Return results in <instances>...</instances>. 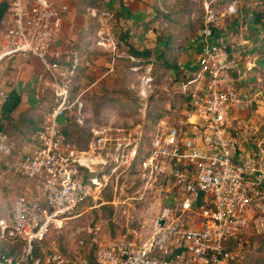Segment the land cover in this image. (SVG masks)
Wrapping results in <instances>:
<instances>
[{
    "label": "built area",
    "instance_id": "built-area-1",
    "mask_svg": "<svg viewBox=\"0 0 264 264\" xmlns=\"http://www.w3.org/2000/svg\"><path fill=\"white\" fill-rule=\"evenodd\" d=\"M5 1L8 8L0 27L7 44L0 61L10 55L38 58L43 65L40 91L51 96L53 107L28 151L19 153L7 134L0 136V172L6 168L33 183V193L15 199L9 213L0 218L1 239L22 244L19 252L0 256V264H88L59 250L37 256L35 248L50 232L62 229L112 177L118 179L136 163L146 186L161 176L172 180L177 191L168 195L148 240L138 243L124 237L102 243L95 264L244 261L252 245L250 236L264 240V137L250 155H243L232 132L235 121L256 103L246 84L254 64L245 66L216 37L218 29L226 30V18L238 13L237 2L220 10L205 7L198 34V70L179 87L189 94L190 108L178 125L158 122L150 149L143 152V120L130 126L91 123L87 100L93 85L73 92L80 56L73 52L64 63L57 51L67 6L52 0ZM87 12L97 25L93 45L119 57V13L95 6L87 7ZM151 80L149 76L142 83L143 96ZM1 96L4 101L6 95ZM61 117L72 118L88 132L84 144L65 132ZM190 213L200 218V226L188 223Z\"/></svg>",
    "mask_w": 264,
    "mask_h": 264
},
{
    "label": "rangeland",
    "instance_id": "rangeland-1",
    "mask_svg": "<svg viewBox=\"0 0 264 264\" xmlns=\"http://www.w3.org/2000/svg\"><path fill=\"white\" fill-rule=\"evenodd\" d=\"M131 1L139 3V9L134 12L137 13L138 18L132 15L133 12H127V6L125 8L110 7L107 2L103 1L95 5V7L116 10L121 16L120 27L116 31L120 56L111 57L113 70L109 71V67L103 66V74H99L100 76L92 74L89 77L88 75L89 79L84 87L97 81L98 91L100 87L105 86L107 88L105 96L112 97L113 101L118 104L133 103L132 109H117L115 105L110 107L109 104L100 105L99 99L94 98L97 97L95 96L97 91L93 90L89 93L87 100L91 123L130 126L139 121H145L149 117L151 121L161 118L160 120L164 119L170 125H177L183 117L184 104L187 103L186 98L180 95L182 93L179 84L187 78L186 76L191 75L190 65H197L198 34L203 23L205 7L208 4L220 10L236 1L239 8L238 13L226 18L224 22L226 30L218 29L216 37L225 44L229 43L231 49L234 50V56L245 66L248 63L254 64L246 84L251 94L256 96L255 110L257 109V113L254 114L257 119L256 123L264 124V17L255 21L254 15L246 12L247 4H256L259 0L229 2H221V0H122L124 4ZM134 18L150 20L147 25L149 28L144 30L145 33L138 36L134 44L132 42L133 45L148 50L149 56L136 57L126 51L128 49L125 43L121 42V25L125 23V26H130ZM157 50L166 53L163 57H167L170 64L178 63L189 71H180L175 77L172 74L174 70L165 68L164 62L158 61ZM171 52L177 57L176 60L170 55ZM149 76L152 78L149 84L151 87L143 96L141 94L142 83ZM75 88L78 91L81 85ZM132 97L136 100H130ZM176 99L175 107L171 108L170 103L173 104ZM48 109L49 104H46L45 106L39 105L38 110L42 114H47ZM157 116L159 118H156ZM243 120L236 121V126L239 122L244 124ZM60 122L69 126L70 131L80 134L81 141L88 137L85 129H80L63 117L60 118ZM245 124L249 127L254 125L250 121ZM247 138H249L247 143L252 144V134H249ZM11 139L14 137L11 136ZM176 191L177 188L173 181L169 178L163 179L161 176L146 186L142 181L138 163H136L118 179L112 177L99 194L84 201L62 229L50 232L42 242L43 250H59L74 261L84 262L86 260L88 264H95V252L102 243L124 237L132 238L138 243L148 240L154 232L156 220L166 205L168 195ZM27 193H33L31 180L12 171L0 172V218L9 213L15 199L24 198ZM194 216L188 219L190 225H197ZM250 240L252 245L245 260L233 264H264V240L252 235ZM3 246L5 242L0 237V247Z\"/></svg>",
    "mask_w": 264,
    "mask_h": 264
},
{
    "label": "crops",
    "instance_id": "crops-1",
    "mask_svg": "<svg viewBox=\"0 0 264 264\" xmlns=\"http://www.w3.org/2000/svg\"><path fill=\"white\" fill-rule=\"evenodd\" d=\"M3 1V0H0ZM57 5H66L67 11L64 12L63 18V28L61 32V40L59 45L57 46V51L60 52L62 56V62L68 63L73 58V52H77L80 56V65L77 71V75L73 81V87H77L81 85V88L78 90H82L83 88L88 87L89 85H84L88 81V75L103 74V66L109 67V71L113 70L111 67L112 60L111 55L108 52L99 50L93 45V41L96 33V21L93 20L88 12L85 4L79 3L77 0H52ZM103 2H107V5L110 7L120 6V0H103ZM127 8L133 12L132 15H135L138 18L136 12L139 9L138 2H129L124 4ZM120 27V26H119ZM144 26L141 28L135 27L134 33H137V37L133 38V41H136L141 35L145 33ZM139 36V37H138ZM7 42L4 34V30L0 28V53L5 48ZM137 46V45H136ZM151 47V46H148ZM199 48L198 44V55H197V65H190V69L192 70L191 75L187 76V78H191L193 73L198 70V56H199ZM111 55V56H110ZM110 58V60L108 59ZM180 69L184 72H188L185 68L180 65ZM43 71L42 62L36 57H24L22 55H10L6 56L0 61V112L1 105L3 103V96H1V92L7 95L11 90H16L22 96V102L19 107L13 112L12 116L15 121L18 120L19 115L23 112L33 111L37 116L42 114L39 109V105L45 106L46 104H51L52 99L51 96L46 93L42 94L40 91V85L38 82V76ZM173 71V70H172ZM251 73V71L249 72ZM174 75V73H172ZM99 75V76H100ZM103 76V75H102ZM93 85V90L98 91L96 88L97 81L91 83ZM83 86V87H82ZM76 89V88H75ZM170 103V102H169ZM171 105V103H170ZM190 105V103H189ZM189 105L184 107L182 110L183 117L179 120L178 124L185 119L186 111L190 108ZM47 107V106H46ZM171 107V106H170ZM49 110V109H48ZM47 110V111H48ZM46 114V113H45ZM44 115V114H43ZM250 117V118H249ZM258 118V117H257ZM240 119H244V124L239 122L234 124L235 130H232L233 134L239 139L242 146V154L250 155L251 150L256 148V142L258 139L252 138L253 142H248L247 136L249 134L256 133V116L250 115V112H244L240 115ZM238 120V121H239ZM161 121H166L162 119ZM250 121L254 123L252 126H247L245 123ZM168 122V121H166ZM236 122V121H235ZM145 123V121H144ZM258 123V122H257ZM177 124V125H178ZM170 125V124H169ZM233 126V127H234ZM157 124L155 126V129ZM153 130V132L155 131ZM237 130V131H236ZM152 132V133H153ZM1 134H7L14 137L11 141L14 142L16 149L19 153H23L28 151L29 144L31 139H22L17 133L14 134L11 129V122H7L5 120H0V136ZM30 137V136H29ZM23 145H22V143ZM254 147H252V146ZM0 159H3V155L0 153ZM27 193L26 195H28ZM195 214H188L187 221L190 216H194ZM195 222L200 226L199 220L200 218L195 215ZM233 264V263H231Z\"/></svg>",
    "mask_w": 264,
    "mask_h": 264
},
{
    "label": "trees",
    "instance_id": "trees-1",
    "mask_svg": "<svg viewBox=\"0 0 264 264\" xmlns=\"http://www.w3.org/2000/svg\"><path fill=\"white\" fill-rule=\"evenodd\" d=\"M77 1L79 3L85 4V6L87 8V7H93V6L97 5V4H101V2L103 0H77ZM229 1H232V0H221V2H229ZM247 5H248V7L246 8V12H248V14H253L255 21H259V20H261L264 17V0H259V2H257L256 4H247ZM120 7L125 8V5L122 2V0H120ZM7 8H8V2L5 1V0L0 1V21L4 17V15L7 13ZM155 9H157V8H155ZM128 11H130V10L127 9V12ZM124 13H126V12H124ZM119 17H121L120 14H119ZM156 18H157V16H156ZM149 21L150 20H145V19L138 20V19L134 18L132 20V23H131L130 26H125V23L121 25V32H122L121 36H120L121 37V42L125 43V45H126V47L128 49L126 51H128L129 53L131 52V54L136 56V57H146V56H149V54H150V52L148 50H146L144 47L140 48L139 46L133 45L134 44V41H133L134 39L133 38L137 37V33H134L135 27L141 28V26H144V29L146 30L147 28H149V26H147ZM158 37H160V36H158ZM159 41H161L160 38H159ZM132 42H133V44H132ZM118 47H119V44H118ZM228 48L230 49L231 54L234 55L233 54L234 50L231 49V46L229 45V43H228ZM165 54L166 53H164V52L162 53V51H160V52L158 51L157 52L158 61L164 62V64H165L164 67L165 68H167L169 70H171V69L174 70V76L177 77L176 75L178 73H180V71H183L182 69H180V64L175 63V62L170 64L168 62V58L167 57H163ZM170 55L173 58H175V60H176L177 57H175V54H173V52H171ZM188 79L189 78L184 79V81L181 82L179 85H181L182 83H184ZM106 89L107 88H105V86L100 87V90L97 91V94L95 95L97 97H94L96 99L97 98L99 99L98 102H99L100 105L109 104L110 107H112L111 105H115L114 107L117 108V109H119V108L124 109V110L132 109L131 105H133V103H128V104H121L120 103V104H118V102L113 101L114 99L112 97L105 96L106 95ZM79 91L80 90L76 91L75 88L73 87V92L75 94L77 92H79ZM181 93L182 94H180V95L184 96V98H186L185 100L187 101V103L185 102L186 104H184V105L187 107L189 105V103H190L189 94L186 93V92H181ZM130 100H136V98L132 97ZM176 101H177V99L174 101L173 104L171 103V108L175 107ZM21 102H22L21 94L18 93L16 90H11L6 95V98H5V100L3 101L2 105H1L0 120H5L7 122H11V129H12L14 134L17 133L19 136L22 137V139L23 138L24 139H30L31 136L33 134H35L41 128V126H42V124L44 122V119H45V114L44 115L40 114V115L37 116L36 114H34L33 111L30 110L28 112L21 113L19 115L18 120L15 121L13 116H12V114L19 107ZM52 107H53V103L51 102V104H49V110ZM255 112H256V110H255V107H254L250 111V115L251 116L254 115ZM156 118H159V116H157ZM71 119H70V122L74 123L73 120H71ZM160 119H157V120H154V121H151L149 119V117L145 119V131H146V133H145V136H144L143 141H142V149H143L142 151L143 152L145 151L144 149L149 151L152 132L155 129L156 124L161 121ZM256 125H257L256 131H255L256 133L254 134L253 137L255 139H260V138L264 137V124L258 125L256 123ZM63 126H64L65 132L72 139L76 140L80 144H84L86 142L85 139L83 141H81L82 140V136H79L80 134L78 135V133L75 134L73 131H70L69 126H67V125H63ZM232 130H235V126L232 127ZM74 135H77V136H74ZM8 137H9L10 140H12L10 135H8ZM2 163H3V160L0 161V164H2ZM2 171H6V168H2L1 172ZM8 171H10V170H8ZM3 242H5V246L0 247V256H2L4 254H15V253H17V252H19L21 250L22 244L19 243V242H11V241H4V240H3ZM43 248H44V246H43L42 242L37 244L36 248H35V254L37 256L38 255H42V253L44 252Z\"/></svg>",
    "mask_w": 264,
    "mask_h": 264
},
{
    "label": "water",
    "instance_id": "water-1",
    "mask_svg": "<svg viewBox=\"0 0 264 264\" xmlns=\"http://www.w3.org/2000/svg\"><path fill=\"white\" fill-rule=\"evenodd\" d=\"M161 223H163V220L161 221Z\"/></svg>",
    "mask_w": 264,
    "mask_h": 264
}]
</instances>
